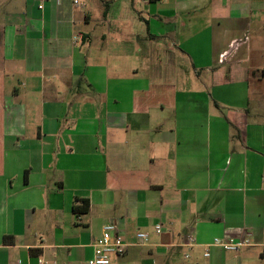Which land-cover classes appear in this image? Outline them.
I'll list each match as a JSON object with an SVG mask.
<instances>
[{
  "label": "crops",
  "instance_id": "obj_1",
  "mask_svg": "<svg viewBox=\"0 0 264 264\" xmlns=\"http://www.w3.org/2000/svg\"><path fill=\"white\" fill-rule=\"evenodd\" d=\"M78 1L0 0V264H264V0Z\"/></svg>",
  "mask_w": 264,
  "mask_h": 264
},
{
  "label": "built area",
  "instance_id": "obj_2",
  "mask_svg": "<svg viewBox=\"0 0 264 264\" xmlns=\"http://www.w3.org/2000/svg\"><path fill=\"white\" fill-rule=\"evenodd\" d=\"M59 1V0H57ZM74 3L80 4L78 0H74ZM42 7L41 5L39 6ZM155 231L160 233L162 228L160 225L155 226ZM135 239L137 244H144L147 240V234L142 231L135 233ZM187 244H193V236L187 237ZM251 241L249 238H240L238 240H222L220 238H214L212 245L220 246L224 250L238 252L243 247L249 246ZM127 247L124 234L115 223H107L102 227L101 233L92 242V256L86 261L85 264H111L114 256L123 255ZM205 256L209 253L206 250ZM39 264H47L42 258H38Z\"/></svg>",
  "mask_w": 264,
  "mask_h": 264
},
{
  "label": "trees",
  "instance_id": "obj_3",
  "mask_svg": "<svg viewBox=\"0 0 264 264\" xmlns=\"http://www.w3.org/2000/svg\"><path fill=\"white\" fill-rule=\"evenodd\" d=\"M86 208H87V201H84L83 206L79 208L77 211L86 212Z\"/></svg>",
  "mask_w": 264,
  "mask_h": 264
}]
</instances>
